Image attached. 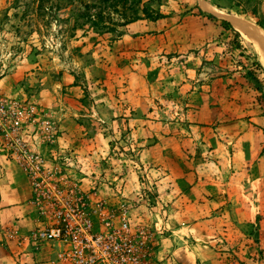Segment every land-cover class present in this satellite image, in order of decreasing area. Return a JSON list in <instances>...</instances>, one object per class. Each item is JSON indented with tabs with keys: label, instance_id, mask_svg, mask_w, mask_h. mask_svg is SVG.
<instances>
[{
	"label": "crops",
	"instance_id": "crops-1",
	"mask_svg": "<svg viewBox=\"0 0 264 264\" xmlns=\"http://www.w3.org/2000/svg\"><path fill=\"white\" fill-rule=\"evenodd\" d=\"M189 16L196 30L183 22L171 27L173 15L129 25L137 48L148 47L155 31L179 32L180 52L172 57L179 70L172 64L141 75L138 67L125 91L114 89L89 107L53 112L60 133L52 141L59 142L43 143L40 151L47 156L67 150L77 159L69 173L87 187L86 177L98 169L100 153L106 159L111 141L109 134L93 140V125L98 119L106 130L123 123L131 145L139 148L153 203L163 208V219L155 214L151 220L163 227L154 243L155 264H264V115L257 114L262 108L249 105L238 87L241 73L223 75L215 65V22L195 11ZM13 163L0 152V264H57L60 243L20 240L40 224L29 178ZM135 175L128 176L125 191L140 189ZM100 192L111 202L112 195ZM258 223L261 234L254 243L248 231Z\"/></svg>",
	"mask_w": 264,
	"mask_h": 264
},
{
	"label": "rangeland",
	"instance_id": "rangeland-1",
	"mask_svg": "<svg viewBox=\"0 0 264 264\" xmlns=\"http://www.w3.org/2000/svg\"><path fill=\"white\" fill-rule=\"evenodd\" d=\"M117 1L0 0V80L4 79L0 84V95L37 108L36 114L25 126V140H46L44 144L47 145L48 140H54L60 133L55 125L60 121L53 112L65 113L75 106L89 107L100 102L107 93H114V89L116 92L125 91L130 87L138 67H141V75L156 74V68L160 67H165L167 71L172 64L179 70L178 60L172 58L180 52L177 44L180 41L179 32L175 36H160L155 31L147 40L149 46L138 45V48L133 47V36L127 32L128 26L138 20L157 22L159 19L156 17L160 13L175 17L171 27L182 22L184 25L193 24L189 18L191 11L204 14L215 22L218 32L215 31V65L220 67L223 75L231 71L241 73L242 83L238 87L247 94L249 105L261 106L257 114L264 115V71L255 66L259 56L236 28L234 30L223 23H230L228 19L208 12L200 0H143L140 7H135L136 0ZM207 1L228 15L259 22L264 27V0ZM134 7L141 9L140 19L131 21ZM100 15L104 23L100 27H92L88 18L91 16L99 21ZM192 27L194 30L199 28L194 24ZM221 53L224 58H219ZM251 72L258 83L252 80ZM122 82L123 85L118 84ZM93 126V140H104L99 135L109 134L111 141L106 159L100 153L102 160L95 161L98 169L86 177L88 186L82 189L96 186L100 191L105 189L117 202L122 199L137 202V195L144 194L146 187L152 185L146 181L144 166L137 157L139 148L129 141V127L121 123L117 129L104 130L106 125L98 119ZM54 152L68 153L61 147ZM13 164L18 166L16 162ZM137 172L139 176H133V184L140 189L133 193L125 191L128 176ZM78 181L82 186V178ZM132 195L135 196L133 199ZM104 196L100 192V197L105 199ZM112 200L108 201L115 205L117 202ZM134 214L150 222L156 218V212L142 203ZM259 216L257 219H260ZM260 230L258 223L248 231L254 243H259Z\"/></svg>",
	"mask_w": 264,
	"mask_h": 264
},
{
	"label": "built area",
	"instance_id": "built-area-1",
	"mask_svg": "<svg viewBox=\"0 0 264 264\" xmlns=\"http://www.w3.org/2000/svg\"><path fill=\"white\" fill-rule=\"evenodd\" d=\"M36 110L0 95V152L27 174L40 224L20 240L34 246L60 243L57 264H155L154 243L163 227L134 214L142 203L163 219L151 187L137 195V202L122 199L115 205L101 198L96 186L83 190L69 173L76 158L65 152L46 156L40 151L46 140H25V126Z\"/></svg>",
	"mask_w": 264,
	"mask_h": 264
},
{
	"label": "bare ground",
	"instance_id": "bare-ground-1",
	"mask_svg": "<svg viewBox=\"0 0 264 264\" xmlns=\"http://www.w3.org/2000/svg\"><path fill=\"white\" fill-rule=\"evenodd\" d=\"M200 3L208 12L228 19L233 27L236 28L238 32H240L242 37L252 44L259 56L260 63L264 67V28L257 25L253 21L241 19L230 14L228 15L206 0H200Z\"/></svg>",
	"mask_w": 264,
	"mask_h": 264
},
{
	"label": "trees",
	"instance_id": "trees-1",
	"mask_svg": "<svg viewBox=\"0 0 264 264\" xmlns=\"http://www.w3.org/2000/svg\"><path fill=\"white\" fill-rule=\"evenodd\" d=\"M110 0H103V2L104 3H108ZM207 1V0H206ZM142 2H143V0H136L135 2H134V5H135V7L137 6V7H140L141 5H142ZM209 2V1H208ZM117 3H119V0L117 1ZM210 3V2H209ZM135 7L132 9V11H133V18H132V20L131 21H136V20H138V19H140V11H141V9L140 8H138V10L137 9H135ZM142 13H144V14H146V12L144 11V10H142ZM210 15V14H209ZM165 17V15H163V14H159V16L158 17H156L157 19H162V18H164ZM210 17L211 18H214V19H216V17H214V16H212V15H210ZM89 19V22L91 23V25H92V27H100V26H102V24L101 23H104V21H103V16L102 15H100L99 16V21L98 20H93V18L90 16V18H88ZM225 25H227V26H229L230 28H232V29H234V27L229 23V22H227V21H224L223 22ZM257 23V22H256ZM259 26H261L262 28H264L263 26H262V24L261 23H257ZM235 30V29H234ZM237 33L240 35V33L237 31ZM255 66H257V67H259L261 70H263L264 71V67L262 66V64L260 63V61H257L256 63H255ZM251 78H252V80L253 81H255V83H258V80L256 79V76L251 72Z\"/></svg>",
	"mask_w": 264,
	"mask_h": 264
}]
</instances>
